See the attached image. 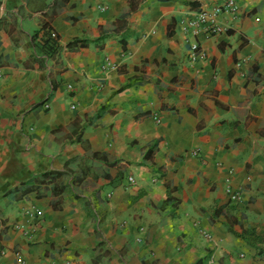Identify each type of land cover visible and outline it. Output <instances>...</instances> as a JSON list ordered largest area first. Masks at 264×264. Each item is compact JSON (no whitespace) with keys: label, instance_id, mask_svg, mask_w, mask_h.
Segmentation results:
<instances>
[{"label":"crops","instance_id":"obj_1","mask_svg":"<svg viewBox=\"0 0 264 264\" xmlns=\"http://www.w3.org/2000/svg\"><path fill=\"white\" fill-rule=\"evenodd\" d=\"M220 1L0 0V264H264V0L182 30Z\"/></svg>","mask_w":264,"mask_h":264},{"label":"built area","instance_id":"obj_2","mask_svg":"<svg viewBox=\"0 0 264 264\" xmlns=\"http://www.w3.org/2000/svg\"><path fill=\"white\" fill-rule=\"evenodd\" d=\"M230 13L234 17L238 16L241 13V8L236 0H221L211 6H204L200 8L195 14L183 18L181 20L182 30L186 34L199 35L204 34L207 37H211L217 34H220L227 29V25H224L220 22V16ZM55 36L56 33H54ZM207 54L205 49L201 46L200 43H192V52L189 55V61H197L200 59H206ZM104 68L115 67V64L110 60L108 56L105 57ZM72 87V85H69ZM75 107V106H73ZM193 155H199L200 151L198 149L192 150ZM130 181H134L133 177H130ZM226 192L230 195V198L237 200L241 197L242 192L240 190L234 189L230 184L226 187ZM33 213L35 215H43V210L37 207L33 208ZM16 258L18 264H28L25 254L21 251L16 253Z\"/></svg>","mask_w":264,"mask_h":264},{"label":"trees","instance_id":"obj_3","mask_svg":"<svg viewBox=\"0 0 264 264\" xmlns=\"http://www.w3.org/2000/svg\"><path fill=\"white\" fill-rule=\"evenodd\" d=\"M41 31L44 32V37L40 42L41 47L49 56H54L59 51L58 37L54 35V31L48 23L43 24L39 32ZM38 34H35V38L38 37Z\"/></svg>","mask_w":264,"mask_h":264}]
</instances>
